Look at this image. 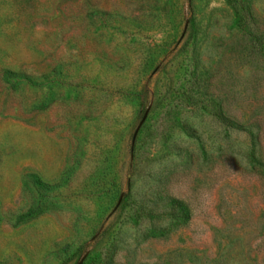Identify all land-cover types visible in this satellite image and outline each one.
Here are the masks:
<instances>
[{"label":"rangeland","instance_id":"1","mask_svg":"<svg viewBox=\"0 0 264 264\" xmlns=\"http://www.w3.org/2000/svg\"><path fill=\"white\" fill-rule=\"evenodd\" d=\"M0 264H264V0H0Z\"/></svg>","mask_w":264,"mask_h":264},{"label":"trees","instance_id":"2","mask_svg":"<svg viewBox=\"0 0 264 264\" xmlns=\"http://www.w3.org/2000/svg\"><path fill=\"white\" fill-rule=\"evenodd\" d=\"M127 20V19H125ZM125 24V23H123ZM4 80L7 83H11L13 86L14 84L17 85V83H23L25 85H29L31 87H44L49 82L50 75H42L38 79H33L32 77H29L22 73H14L10 71H6L3 74ZM135 96H138L137 93H134ZM139 103L140 100H137ZM31 180L33 185L37 190L40 192H48L51 190V187L47 185L46 183L42 182L36 175L31 176ZM170 205L173 209L178 210L182 212L184 215L182 216V223H186L189 220L188 215V208L187 205L179 200L171 199ZM47 210V205L44 207L43 205L39 204L38 202L34 203L23 215L20 216L21 220H29L40 214L41 212H44ZM151 236L157 237V236H163L161 232L158 233H151Z\"/></svg>","mask_w":264,"mask_h":264}]
</instances>
